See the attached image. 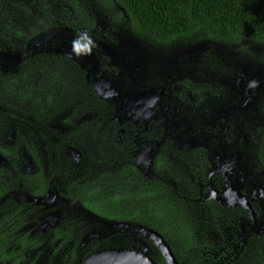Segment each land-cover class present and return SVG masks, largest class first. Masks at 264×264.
<instances>
[{"label": "flooded vegetation", "instance_id": "obj_1", "mask_svg": "<svg viewBox=\"0 0 264 264\" xmlns=\"http://www.w3.org/2000/svg\"><path fill=\"white\" fill-rule=\"evenodd\" d=\"M15 2L17 1L0 0V82L9 72L15 75L17 71L21 72L24 66L31 69L30 62L36 64L35 72L30 70L26 73L30 77L39 75L44 77L52 69L50 66L52 56L62 55L68 64H75L80 77H75L72 90L79 93L80 101L66 104L61 125L54 126L51 123L50 119L54 117V111L53 107L47 103L42 108L36 109L40 111V115L33 113V118L30 119L20 115L21 122L24 121L26 125L29 124L28 122L32 124L30 128H26L30 132L25 134L21 132V134L24 135L23 140L27 139L26 136H33L35 146L41 151L49 146V143L53 144L55 134L61 135L59 138L57 136V141L65 145V160L74 165L70 168L73 174V177H69L70 183L72 185L89 184L81 193L84 200L95 205L96 220L101 222L102 215H118L115 214L118 210L116 204L121 199L115 196L105 197L97 203L91 202L87 200L88 197L95 195L91 190L100 185H108L109 180L132 171L147 185L154 184L158 190L162 189L161 186L168 189L173 198L171 201L180 202L189 207L187 211L190 214V224L179 225L177 229L176 226L170 225L164 231L160 230L155 222L159 219L157 210L163 197L151 201V191L140 197L137 196L136 205L138 209L142 207L140 214L147 220L122 222L130 223V237L127 238L130 241V250L142 252L155 264H169L167 252L160 242L162 237L175 257V264H264L263 192H254L250 195L240 190V193L250 200L251 210L255 215L253 217L251 211L245 208L240 200L231 201L230 194L227 193L231 183L229 172L222 171L221 179L211 174L208 178L209 183L205 185L202 181L194 180L192 183L194 189L190 190V187H184L181 178L174 177L163 170L167 161L163 159L167 152L177 155L181 151L182 156H189L196 149L197 146H193L196 141L195 134L196 132L199 134V125H204V123L200 124V120L195 121L199 106L188 107L182 104L180 118L178 117V122H175L173 108L178 107L177 99H171L172 102H169L168 97L171 95L165 94H172L176 90V83H171L168 88L158 93V90L142 86L140 83L132 88L134 77L130 79V75H127V85L131 84L127 92L125 86L117 85L120 79L117 76L113 77L116 72L112 69L113 67L104 70L103 61L107 58L106 47L99 41L92 44L98 47L100 52L96 48L86 52L80 44L72 41L75 38L56 37L53 42L58 40V44L67 43L75 46L72 52L68 51L74 59L69 57L66 50L64 51V46H58V53L56 52L53 42L49 39L50 32H47L46 36L30 38V44L22 46V27L25 20L24 16L17 20L15 15L20 16L17 12H23V7L21 4L17 6ZM31 10L33 6L27 9L28 12ZM36 13L48 17L53 12L50 6L46 5L39 8L35 6ZM48 24L49 22L46 23ZM77 39L85 42L81 38ZM39 71L46 73H39ZM42 81H44L43 78ZM124 82L125 78L122 80L123 85ZM88 92L89 100L86 99ZM134 96L136 100L132 99ZM4 112L6 109L0 107V119L3 121ZM173 123L176 125L174 126ZM4 130L5 125L0 120V136H9L10 133L1 135ZM200 134L198 136H206L204 131ZM207 135L213 136L214 133L208 130ZM14 141H16L15 136L8 139L3 137L1 144L7 146L6 144H12ZM203 148L201 150L208 153L206 146ZM1 164L5 163L0 155ZM51 171L48 170L47 178L51 176ZM48 193L51 194L48 203L39 202L37 199L42 198L41 196L32 198L23 195V198H27V201L32 202L33 205L45 207L41 212L46 214L43 223L45 227L54 228L62 218L63 210L58 208L70 206L67 197L71 194L66 190L59 194L51 191ZM31 212L34 211L31 210ZM77 212L88 214V211L83 210ZM212 213L217 214L220 219L219 224L212 221ZM27 216L30 217V215ZM106 221L113 223L112 220ZM43 228L40 226L42 231H44ZM187 230H191L189 239ZM22 231L36 232L32 224L20 228V232ZM96 237L99 240L102 239L101 233L98 232L89 237V241L84 240L85 242L79 245L83 252L81 254L76 252L79 254L76 257L71 254L75 248L74 242L64 245L63 255L58 253L57 256H51L60 247L57 242L52 245L51 250H47V256H40L35 260L36 255H32L31 261L33 264H85L94 253L85 257L87 251H84V248L87 242L95 241ZM113 237L112 241L117 238L113 239ZM45 246L44 243L43 247ZM138 247L140 249H137Z\"/></svg>", "mask_w": 264, "mask_h": 264}, {"label": "trees", "instance_id": "obj_2", "mask_svg": "<svg viewBox=\"0 0 264 264\" xmlns=\"http://www.w3.org/2000/svg\"><path fill=\"white\" fill-rule=\"evenodd\" d=\"M111 1L125 11L128 24L118 32L117 36H124L127 31L128 34L131 32L135 35V39H144L153 44V47L168 48H162V53L175 52L178 49V43L181 42L194 45L202 41L224 43L235 50L242 49V45L246 42L264 48V0ZM72 5H76V3L73 2ZM72 36L82 38L78 33L71 35V38H74ZM75 39L72 41L75 44H80L86 52L92 51L93 48L89 43L90 36H86L87 42ZM261 51L260 60L264 61L262 58L264 50ZM56 63L59 64L57 61ZM59 68L63 70V67ZM169 69L170 66H167V69L164 68L161 75L156 77H150L148 72H144V78H149L151 82L144 80L140 85L158 88L163 81L164 88H168L175 80ZM63 72L64 75L62 73L58 76L55 74L54 80L45 86V90L35 92V88L32 86L31 93L21 92L19 94L23 97L21 103L15 104L0 97V107L6 109L4 121L0 119L5 125V130L1 135L10 133L9 136H0V155L7 160L4 165H0V264H33L32 255H36L34 256L35 260L40 256H47V250H51L52 245L57 242L60 247L51 256H57L58 253L63 255L64 245L74 242L75 248L71 254L76 257L79 255L76 252L80 254L83 252L79 245L86 239L89 241V235L92 232H100L102 239L99 240L96 237L95 241L87 242L84 248V251H87L85 257L110 248H118L130 242L127 240L130 237L128 227L117 225L122 224L124 220H126L125 222L132 221L130 220L132 217L120 215H102V217L100 215L101 222H98L93 217L97 211L95 205L82 197L83 188L87 189L89 184L72 185L70 183L69 177H73L70 168L74 165L65 160V145L63 142L57 141V136L59 138L60 134H55L53 144L49 143V146L45 147L43 151L37 149L33 142V136H26L27 139L23 140L24 135L21 132L24 134L30 132L26 128H30L32 124L28 122L29 124L26 125L24 121L21 122L20 115L27 119L33 118V110L42 108L46 103L53 107L55 117L62 115L67 104L63 102L65 97H59L62 92L69 97V102L80 101L79 93L72 90L75 84L73 83L75 82L74 78L69 80L66 77V71ZM126 75L124 76V86L128 92L131 84L127 85ZM138 76L141 77V75ZM39 85L45 88L41 84ZM39 92L41 94L37 97L36 94ZM89 97L88 92L86 99L89 100ZM201 109L205 108L199 107V113H201ZM260 111L264 118V99H262ZM196 118L197 116H195ZM242 125L237 132H241V136H237L238 138L231 141L228 139L222 141L223 138L215 140L214 136L198 137L201 138H199L201 141H205L204 145L207 146L210 159L215 157L218 151L221 153V160L225 163L231 158H237V161H241L237 170L239 173L243 171L242 173L246 175L249 182L247 184L256 187V183H261L264 186V125L258 126L249 122ZM11 136H15L16 141L12 144L4 142L7 146H2L3 137L8 139ZM19 138L22 140H18ZM48 170H52L49 178H47ZM244 187L243 192L245 191ZM72 188H76V190H72ZM63 190L71 194L67 197L70 206L58 208L63 210L62 218L54 228L44 227L43 222L46 214L41 212L45 207L31 204L32 202L27 201L26 197L24 199L23 195L35 198L36 196H46L50 191L59 194ZM78 210L88 211V214L78 213ZM27 215H30L31 219ZM105 219L112 220L116 224L106 226L108 221ZM27 224L34 225L36 232H20V228ZM40 226L44 227V231L40 229ZM116 232L117 234H114ZM113 235L117 238L115 239ZM187 235L188 239L191 238V230H187ZM112 237L115 240L112 241ZM44 243L45 247H43Z\"/></svg>", "mask_w": 264, "mask_h": 264}, {"label": "rangeland", "instance_id": "obj_3", "mask_svg": "<svg viewBox=\"0 0 264 264\" xmlns=\"http://www.w3.org/2000/svg\"><path fill=\"white\" fill-rule=\"evenodd\" d=\"M14 1H17L15 2L17 6L21 4L23 7V12H17L20 16L15 15L17 20L23 16L25 20L22 27V46L27 43L30 44V38L46 36L47 32H50L49 39L52 42L56 37L71 38V35L75 33H78L83 40L86 39V36H90L89 43H91L92 48H96L100 52V49L92 44L98 43V41L106 47L105 55H107V58L103 61V65L105 64L104 70L113 67L112 69L116 72L115 76H112L114 78L117 76L120 79V83L117 84L120 87L124 86L122 80L126 74L131 76L130 79L135 76L132 83V88H135L137 84H143L142 81L144 82V80L151 82L149 78H144V72H148L150 77H156L161 75L164 68L167 69V66H170L169 71L172 73L171 76L175 79L174 83L177 87L172 94L167 92L168 94L165 95H171V98L168 97L169 102L177 99L176 105L178 107L175 108L174 106L173 108L174 120L178 122L182 104H186L188 107H204L205 109H201V113L198 111L195 119V121L200 120V124L204 123V125L198 127L199 134L204 131L208 136L207 133L210 130L214 133L215 140L223 138L222 141L226 139L231 141L238 138L237 136H241V132H237L240 125L245 122L258 126L264 125V118H262L260 111L262 99H264V61L260 60L261 50H264L263 47L245 42L242 49L235 50L224 43L216 44V42L202 41L194 45L181 42L178 43V49L175 52L167 54L162 53V48H168L153 47V44L144 39H135V35L131 32L128 34L127 31L126 35L118 37V32L127 24L126 13L111 0ZM73 2L76 5H72ZM46 5L50 6L52 14H49L48 17L41 13L35 14V6L39 8ZM32 6L33 10L28 12L27 9H31ZM47 22H49L48 25H46ZM85 42L87 41L85 40ZM53 45L57 53L58 46H64V51L67 52L70 50L72 52V47H74L67 43L58 44V40L53 42ZM71 52H68V55L74 59ZM30 64L31 69L24 66L21 72L17 71L15 75L9 72L3 78L0 82V97L6 98L7 101L15 104L21 103L23 99L19 95L21 92H25L24 94L31 93L33 91L32 86L35 88V92L45 90V86L54 80L55 74L57 76L61 73L64 75L63 71L66 70V77L69 80L79 76L75 64H68V61L62 55L52 56L50 64L52 69L44 77L40 75L30 77L26 72L34 71L36 67L34 62H30ZM59 67H63V70H60ZM39 73L46 72L39 71ZM138 75H141V77ZM42 78L44 81H42ZM39 84L45 88L40 87ZM160 84V87L153 89H164L163 81ZM40 94L41 92L37 93V97ZM61 96L62 98L65 97L64 103L70 101L69 97L65 96L63 92L59 94V97ZM33 112L40 115V111L33 110ZM64 114L65 112L56 117L52 116L51 123L54 126L61 125ZM173 125L175 126L176 123H173ZM199 134L198 132L195 134L196 141L193 146L197 147L194 151L191 148L193 151L191 155L182 156L183 152L181 151L177 155L167 152L164 155L166 157L163 159V161L167 159L163 170L174 177L181 178L184 187H190V190L194 189L192 185L194 180L202 181V184L205 185L209 183L208 178L211 174L218 177L217 179H221L222 171H225V173L229 172L231 179L229 187L235 186L237 189L242 190L246 186L244 192H248L250 195L254 192L264 193V186L261 183H256V187L247 184L246 175L242 173L243 171L239 173L237 170V166L241 163L240 160L237 161V158H231L225 163L221 160L219 151L212 159L208 158L209 154L201 150L205 147V141L200 140ZM139 177L135 172L130 171L124 176L109 180L108 185H100L98 188L91 190L95 195L88 197L87 200L97 203L105 197L118 196L121 200L116 204L118 210L115 211V214L128 216V218L132 217L130 219L132 221H142L147 219L140 214L142 207L138 209V205H136L137 196L140 197V195L151 191V201L163 197V201H161L157 210L159 219L155 222L160 230L164 231L170 225L176 226L177 229L179 225L190 224V214L187 211L189 207H186L183 203L171 201L173 198L164 186H161L162 189L158 190L154 184L147 185ZM45 206L47 207V204ZM211 218L214 223L219 224L220 219L217 214L212 213ZM127 247H130L129 243Z\"/></svg>", "mask_w": 264, "mask_h": 264}, {"label": "water", "instance_id": "obj_4", "mask_svg": "<svg viewBox=\"0 0 264 264\" xmlns=\"http://www.w3.org/2000/svg\"><path fill=\"white\" fill-rule=\"evenodd\" d=\"M72 48H75V46ZM159 91L161 92L162 89L158 90V93H159ZM132 99L136 100V96H134ZM1 159L3 160V163H5L7 161L2 155H1ZM240 192H241L240 189H237L235 186H231V187H229V191L227 193L230 194L231 201L237 200V199L240 200L242 205L245 208H247L248 210H250L252 216L255 217L254 213L251 210L250 200L248 199V197H246L245 195H242ZM50 196H51V194L48 193L46 196L39 198L37 200L39 202H47L49 200ZM93 217L95 218L96 216L93 215ZM110 224L115 225L116 222H114V223H110L109 221L106 222V226H108ZM122 225L128 227V232L130 231L129 223H122V224L117 225V226H122ZM95 234L96 233L92 232L89 235V237L94 236ZM160 242H161L162 246L164 245V250L167 252L166 256H167V260H168L169 264H175L174 263V262H176L175 257L173 255L172 251L170 250L169 246L167 245L165 239L160 237ZM128 243L129 242H127V244ZM137 249H140V248L138 247ZM85 264H155V263L152 259L147 257L142 252L135 250V249L130 250V248H128L127 245L124 244V246H121L118 248H110V249H107L104 251H100L96 254H93L92 256H90L87 259Z\"/></svg>", "mask_w": 264, "mask_h": 264}]
</instances>
